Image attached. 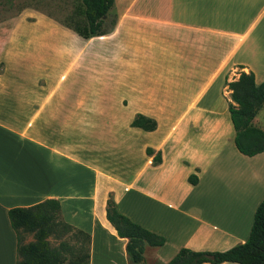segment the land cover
Here are the masks:
<instances>
[{
  "label": "crops",
  "instance_id": "crops-1",
  "mask_svg": "<svg viewBox=\"0 0 264 264\" xmlns=\"http://www.w3.org/2000/svg\"><path fill=\"white\" fill-rule=\"evenodd\" d=\"M104 20L105 33L83 46V91L29 94L22 90L26 78L1 79L19 92H0V264H16L8 211L47 199L59 202L64 222L90 235L89 264H129L127 239L106 218L109 198L131 221L165 237L163 246L145 245V264H166L181 248L226 251L248 237L237 234L250 227L246 221L233 231L202 216L218 204L210 165L232 135L234 142L227 83L250 72L256 84L264 82V0H114ZM23 113L30 115L24 122ZM118 115H129L128 124L118 125ZM138 115L156 128L131 127ZM110 116L115 123L108 128L102 119ZM123 139L142 143L125 151ZM136 156L144 158L138 165ZM249 158L264 162V152ZM143 202L164 211L154 216L159 222L139 213ZM178 216L195 224L174 246L169 227Z\"/></svg>",
  "mask_w": 264,
  "mask_h": 264
},
{
  "label": "rangeland",
  "instance_id": "rangeland-1",
  "mask_svg": "<svg viewBox=\"0 0 264 264\" xmlns=\"http://www.w3.org/2000/svg\"><path fill=\"white\" fill-rule=\"evenodd\" d=\"M84 22V6L81 0H0V92L5 95L17 94L19 89L16 83L4 86L1 79L14 80L19 77L28 80L26 88L22 83V90L29 94L35 88L44 95L53 89L56 95L62 92L83 91L85 64L83 46L90 39L84 37L85 31L82 34L78 32L84 27ZM109 22L110 20L103 28L109 27ZM227 117L232 129L229 115ZM20 118L24 122L30 115L23 113ZM113 118L117 119L118 125H126L130 121L129 115H118ZM102 120L108 128L115 123H112L111 116L107 120ZM254 124L264 130V108L258 112ZM116 135L119 137L120 132ZM106 136L107 140L116 138L109 130ZM140 143L142 139L130 141L128 145L123 139L120 148L124 150L130 146V149H133ZM219 152L220 155L214 164L216 167L210 165L217 178V185H214V188L217 191L215 199L218 204L210 213L205 211L201 216L209 218L210 222L218 224L220 228L233 231L241 222L246 221L250 227L238 230L240 232L237 231V234L240 233L239 237L248 236L253 222V215L249 210L253 201L258 199L257 196L260 201L264 197V174L261 172L260 178L251 179L254 177L251 173L258 174V170L264 167V162L261 159L251 162L252 158L239 154L234 146L233 135L230 143L220 148ZM143 159L136 156L133 162L138 165ZM124 166L125 173L131 175L133 173L131 164ZM162 179L163 176H160L159 182H163ZM256 192L260 195L251 200V196H255ZM137 208L142 216L154 222H159L158 217L154 216H158L159 211L164 212L162 209H154V205L148 202H143ZM194 224L185 216L173 217L169 227L171 243L174 246L182 244L187 231L194 227ZM29 239L30 236L26 238ZM50 242L52 245L56 243L52 239ZM166 250L171 248L166 247ZM164 253L168 256L167 252Z\"/></svg>",
  "mask_w": 264,
  "mask_h": 264
},
{
  "label": "trees",
  "instance_id": "trees-1",
  "mask_svg": "<svg viewBox=\"0 0 264 264\" xmlns=\"http://www.w3.org/2000/svg\"><path fill=\"white\" fill-rule=\"evenodd\" d=\"M84 6V27L78 31L85 38L105 33L104 18L110 13L114 0H81ZM231 91L229 117L234 131L237 151L247 157L264 152V130L255 126L254 119L264 108V82L256 84L253 73H241L236 81L227 83ZM131 127L145 131L156 128L155 120L135 116ZM147 155L153 151L146 149ZM161 161L156 153L153 163ZM189 182L196 184L195 175ZM8 218L16 235V264H89L90 235L64 222L57 200L47 199L30 207H15ZM106 218L116 235L127 239L125 251L129 264H145L144 248L160 247L165 237L158 235L121 214L112 198L107 201ZM28 235L32 241L26 242ZM50 239L56 243L51 244ZM264 264V197L257 205L249 235L244 243L226 251H193L181 248L166 264Z\"/></svg>",
  "mask_w": 264,
  "mask_h": 264
}]
</instances>
